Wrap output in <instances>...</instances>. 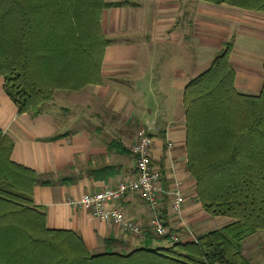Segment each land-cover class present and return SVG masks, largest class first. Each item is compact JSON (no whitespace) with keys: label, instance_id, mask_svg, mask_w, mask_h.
<instances>
[{"label":"crops","instance_id":"0c3cea01","mask_svg":"<svg viewBox=\"0 0 264 264\" xmlns=\"http://www.w3.org/2000/svg\"><path fill=\"white\" fill-rule=\"evenodd\" d=\"M104 1L109 5L101 10L99 24L108 44L98 82L77 90L55 88L40 112L32 114L18 111L0 75V134L11 141L9 160L47 181L30 186L29 207L43 215L46 229L73 232L91 253L104 249L107 237L115 239L119 251L141 247L140 239L117 225L65 202L132 179L134 135L147 129L153 139L152 162L161 169L165 188L171 191L176 180L181 181L182 215L171 212L164 196L163 214L169 228L189 241V234L229 223L228 217L207 214L197 200L186 166L182 98L186 83L208 66L225 42L231 43L228 57L236 90L260 91L264 11L224 1ZM120 206L146 229L144 238L151 241L150 246H159L146 204L130 193ZM248 240V261L264 264V230Z\"/></svg>","mask_w":264,"mask_h":264},{"label":"trees","instance_id":"16d2710c","mask_svg":"<svg viewBox=\"0 0 264 264\" xmlns=\"http://www.w3.org/2000/svg\"><path fill=\"white\" fill-rule=\"evenodd\" d=\"M228 2L264 11V0ZM104 0H0V75L18 111L37 114L52 90H77L100 80L108 40L101 33ZM231 43L185 86L187 171L196 197L211 216L232 221L194 240L129 252L104 238L89 252L71 231L46 229L30 204V186L47 183L9 160L11 141L0 134V264H249L243 240L264 229V60L257 94L234 87ZM56 138V137H52Z\"/></svg>","mask_w":264,"mask_h":264},{"label":"built area","instance_id":"2783aa9c","mask_svg":"<svg viewBox=\"0 0 264 264\" xmlns=\"http://www.w3.org/2000/svg\"><path fill=\"white\" fill-rule=\"evenodd\" d=\"M152 135L147 129L138 131L131 146L135 159V174L130 180L120 181L113 187L84 193L77 198L66 199V204L80 206L88 209L92 216L100 221L117 225L119 229L138 239H143L146 229L134 219L127 216L121 209L120 202L130 193L137 195L151 211L149 225L154 237L165 239L169 242H184L172 231L164 217V196L168 198V206L171 212L180 216L184 198L181 192V181L176 180L174 187L168 191L164 186L163 173L152 162L151 147ZM171 146V143H167ZM189 239L195 236L189 234Z\"/></svg>","mask_w":264,"mask_h":264},{"label":"rangeland","instance_id":"374dc122","mask_svg":"<svg viewBox=\"0 0 264 264\" xmlns=\"http://www.w3.org/2000/svg\"><path fill=\"white\" fill-rule=\"evenodd\" d=\"M207 67H203L202 69H200V71H199V73L201 72V71H203L204 69H206ZM42 107V106H41ZM140 131V130H139ZM137 134H138V131H136V133H135V137L137 136ZM191 177V176H190ZM182 215V214H181ZM176 216V215H175ZM176 217H178V216H176ZM232 220H230V222H231ZM260 230H264V229H260ZM258 231V230H257ZM256 231V232H257ZM255 233V232H254ZM253 233V234H254ZM133 236V235H132ZM134 237V236H133ZM250 237H252V234L251 235H249V236H247L244 240L246 241V243H243V242H245L244 240H243V242H242V246H241V255L246 259V261H248L249 259H248V257H246V253H247V246H249V244H250V242H251V240H248ZM136 238V237H135ZM155 239L159 242V246H164L165 247V245H168V242L165 240V239H161V238H159V237H155ZM142 242H140V243H151V241H149V240H146L145 238H141L140 239ZM151 245V244H150ZM115 249L116 250H121L120 248L119 249H117V246H115ZM103 250V249H102ZM102 250H98V251H102ZM248 263L249 264H251L250 263V261H248Z\"/></svg>","mask_w":264,"mask_h":264}]
</instances>
